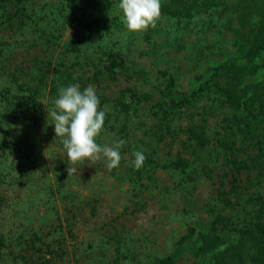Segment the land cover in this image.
Listing matches in <instances>:
<instances>
[{
	"label": "rangeland",
	"instance_id": "obj_1",
	"mask_svg": "<svg viewBox=\"0 0 264 264\" xmlns=\"http://www.w3.org/2000/svg\"><path fill=\"white\" fill-rule=\"evenodd\" d=\"M26 2L37 7L47 0ZM119 2L56 1L55 9L64 7L74 21L64 27L49 14L43 23L56 36L53 44L32 41L35 26L14 24L1 32L0 264H42L48 246L52 264H157L177 243L183 250L173 264H208L210 255L198 250L202 242L195 243L200 232L208 243L220 240V251L237 242V230L264 218V165L253 146L264 118H247L214 95L173 112L147 96L136 113L118 119L121 134L103 128L96 138L101 145L126 142L119 166L109 172L103 160L78 163L68 177L67 153L47 112L60 88L92 86L99 110L111 112L133 92L154 95L158 81L172 77L193 85L239 51L229 2L188 20L161 14L156 27L141 34L127 33ZM252 11L248 5L240 13ZM108 52L120 53L112 73L105 72ZM40 61L60 68L62 78L41 79ZM254 63L248 94L258 89L264 97V57ZM191 126L204 132L207 146L187 139ZM136 151L146 156L139 170L133 167ZM178 153L188 165L184 171L171 168Z\"/></svg>",
	"mask_w": 264,
	"mask_h": 264
},
{
	"label": "trees",
	"instance_id": "obj_2",
	"mask_svg": "<svg viewBox=\"0 0 264 264\" xmlns=\"http://www.w3.org/2000/svg\"><path fill=\"white\" fill-rule=\"evenodd\" d=\"M56 1L64 2L65 5L75 4V0H47L46 4L30 7L26 5L28 4L26 0H0V40L3 38L1 32L8 26L13 27L16 24L23 26L24 29L32 28L33 26L37 28L35 37H29L32 41L38 38H45V43L53 44L52 40L56 39V36L43 23H47L46 19L49 14L53 15L55 21L57 23L60 22L64 27L71 25L74 21V17L71 18V15L63 14L64 7H60L59 11L55 9ZM243 1H246L245 4H241ZM254 1L161 0L162 15L187 20L196 13L205 11L215 3L229 2L232 9L230 19L236 21V26L233 25L230 28L236 37L235 40L239 51L236 57L209 68L208 75L205 78H196L193 85H190L189 81L177 84L176 80L171 77L167 81H158V85L152 87L154 95L133 92L129 101L117 103L116 109L111 112L104 111L106 118L103 128L115 130L121 134L123 130L120 129L122 125L118 122V119L136 113L144 104L145 98L147 100V96H150L151 100L155 98L164 112H173L191 107L207 95H214V97L222 98L224 107L234 112H246L247 118H256L258 116L264 118V97L259 94L258 89H254L252 94H248L250 91V87L248 89V81L252 72L256 73L258 70L257 67H254V70L249 72L248 66L254 65L257 58L264 57V21H262L264 19V3L256 6ZM248 5L252 6L253 11L241 14L242 7ZM253 16H255V19H253ZM34 18H36V21ZM39 21H42V23H39ZM1 49H4L3 46H0ZM106 60L109 64L105 67V72L112 73L111 70H116L120 67V53L108 52L106 53ZM37 70L41 79H47L48 76H52L55 80H59L64 74L60 68L53 66L48 61H40ZM35 92H29L31 97H34ZM21 106H24V103H21ZM27 106L25 105L26 108ZM109 113H112V115H109ZM244 123H246L245 127L249 128L247 122ZM261 131H263V134L257 138L253 146H256V151L264 165V126ZM187 139L196 142L195 144L199 148H204L209 144L204 132L202 130L195 131L192 126L188 128ZM170 165L171 168L181 171H184L188 166L186 161L179 156V153L176 160ZM213 223H211L212 226H214ZM236 233L238 235L237 242L233 245H227L220 251L216 249L219 244H222L221 241L219 240V243H216L217 240H215L208 243L203 232L199 233L195 240L196 242H194H202L198 250L202 255H210L208 264H264V218L262 216L255 218L254 221L240 228ZM4 247V240L0 234V259L2 258ZM52 250L53 248L50 249V246L47 247L46 252L42 254V264H52L54 261V255L51 254ZM182 250L181 244H175L172 254L157 264H173Z\"/></svg>",
	"mask_w": 264,
	"mask_h": 264
},
{
	"label": "clouds",
	"instance_id": "obj_3",
	"mask_svg": "<svg viewBox=\"0 0 264 264\" xmlns=\"http://www.w3.org/2000/svg\"><path fill=\"white\" fill-rule=\"evenodd\" d=\"M118 8L123 13L121 23L127 33L141 34L150 27H156L162 5L161 0H120ZM99 106L100 100L94 87L88 86L81 90L79 84H73L60 88L54 107L47 110L48 120L51 118L53 121L55 137L61 139L67 153L68 177L77 173L78 163L91 166L103 160L109 172L120 164V150L126 143L123 139L111 145L96 142L106 118ZM133 155V167L139 170L146 156L141 151Z\"/></svg>",
	"mask_w": 264,
	"mask_h": 264
}]
</instances>
